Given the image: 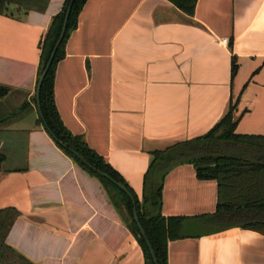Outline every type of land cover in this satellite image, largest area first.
<instances>
[{
  "label": "crops",
  "instance_id": "0c3cea01",
  "mask_svg": "<svg viewBox=\"0 0 264 264\" xmlns=\"http://www.w3.org/2000/svg\"><path fill=\"white\" fill-rule=\"evenodd\" d=\"M63 2L49 0L43 12L7 5L0 14V85L32 108L0 127V210L19 212L6 244L31 264H145L101 182L36 125L40 43ZM64 51L54 77L58 115L139 202L153 154L203 137L229 110L236 135L264 136V0H197L193 16L167 0H87ZM22 102L3 99L0 114ZM219 146L264 161V151ZM185 161L162 180L161 215L183 218L167 264H264V232L201 218L215 213L217 184Z\"/></svg>",
  "mask_w": 264,
  "mask_h": 264
},
{
  "label": "trees",
  "instance_id": "16d2710c",
  "mask_svg": "<svg viewBox=\"0 0 264 264\" xmlns=\"http://www.w3.org/2000/svg\"><path fill=\"white\" fill-rule=\"evenodd\" d=\"M86 1L74 0L64 38L56 51L40 88L39 106L41 116L38 114L36 125L42 126L46 132L47 127L57 147L80 168L101 182L112 204L126 214L127 227L142 251L145 264H154V262L133 221L132 202L113 184L83 165L72 155L71 151L79 154L89 165L107 174L129 190L135 201L139 223L154 252L156 264H167V244L182 238L181 227L183 218H167L161 215L162 180L168 170L181 164L190 154H205L201 157L188 159L185 162H189L194 166L196 177L199 180H214L217 184L215 213L201 218L216 224L219 229L240 227L242 229L264 232V161H254L246 157L227 153L228 151L226 152L224 149L219 150L220 143H225L229 146H241L264 151V136L236 135L234 133L236 125L232 120L231 110L203 137L176 145L165 152L153 154V161L144 176L141 202L138 201L123 179L105 163L103 158L88 148L82 137L72 135L64 127L54 102L55 69L58 62L64 58L66 41L70 33L76 29L78 16ZM167 1L188 16H193L197 3V0ZM48 2L49 0H0V14L4 13L7 5H13L17 9L26 12H43ZM69 4L70 0H64L60 11L52 18L50 26L40 43L38 77L42 71L41 67L46 65L59 37L64 15ZM231 72L232 75L236 72L234 61H232ZM12 93L13 91L8 87L0 85V102ZM19 95L24 97L23 102L11 112L0 114V127L22 119L31 111V105L25 100V95ZM33 102H35V98H33ZM4 160V153L0 151V169ZM18 216L19 212L13 208L0 210V264H31L6 244V237Z\"/></svg>",
  "mask_w": 264,
  "mask_h": 264
},
{
  "label": "water",
  "instance_id": "95a60500",
  "mask_svg": "<svg viewBox=\"0 0 264 264\" xmlns=\"http://www.w3.org/2000/svg\"><path fill=\"white\" fill-rule=\"evenodd\" d=\"M74 3V0H70V4H69V7L64 15V19H63V24H62V27H61V31H60V34H59V37L53 47V50L52 52L50 53V56L48 58V61L46 63L45 66H42L41 69V74L39 75L38 77V81H37V85H36V91H35V103H36V106H37V110H38V114L41 116V113H40V106H39V93H40V88H41V85L44 81V78L51 66V63L54 59V56L56 54V51L57 49L59 48L63 38H64V35H65V32H66V28H67V22H68V18H69V15H70V11H71V8H72V5ZM44 126L46 127V125L44 124ZM46 130L47 132L49 133V130L47 129L46 127ZM49 135L52 137V135L49 133ZM53 139V138H52ZM63 146V145H62ZM64 147V146H63ZM72 155L74 157H76L83 165H85L89 170L93 171L95 174H97L98 176L104 178L105 180L109 181L111 184H113L119 191L123 192L129 199L130 201L132 202L133 204V212H132V218H133V221L134 223L136 224L137 228H138V231H139V236L143 239L144 243L146 244L147 248H148V251L150 253V256L154 262V264H156V259H155V255H154V252L152 250V247L150 245V242L142 228V226L140 225L139 223V219H138V215H137V211H136V208H135V201H134V198L132 196V194L129 192V190L121 183H118L116 181H114L111 177H109L107 174L105 173H102L100 172L99 170L95 169L94 167H92L91 165H89L82 157L79 156V154H77L76 152L74 151H71ZM124 213V212H123ZM125 215V218L127 219V216L126 214L124 213Z\"/></svg>",
  "mask_w": 264,
  "mask_h": 264
},
{
  "label": "rangeland",
  "instance_id": "374dc122",
  "mask_svg": "<svg viewBox=\"0 0 264 264\" xmlns=\"http://www.w3.org/2000/svg\"><path fill=\"white\" fill-rule=\"evenodd\" d=\"M10 96L14 97L18 101H22L24 99V97H21V95H19L18 93H14V92Z\"/></svg>",
  "mask_w": 264,
  "mask_h": 264
},
{
  "label": "built area",
  "instance_id": "2783aa9c",
  "mask_svg": "<svg viewBox=\"0 0 264 264\" xmlns=\"http://www.w3.org/2000/svg\"><path fill=\"white\" fill-rule=\"evenodd\" d=\"M221 43H222V44H226V43H227V40H226V39H223V40L221 41Z\"/></svg>",
  "mask_w": 264,
  "mask_h": 264
}]
</instances>
